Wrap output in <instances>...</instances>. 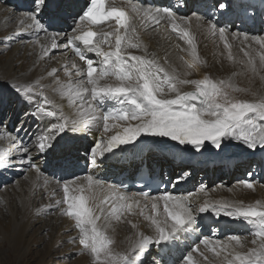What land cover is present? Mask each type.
<instances>
[{"label": "snow or ice", "instance_id": "snow-or-ice-1", "mask_svg": "<svg viewBox=\"0 0 264 264\" xmlns=\"http://www.w3.org/2000/svg\"><path fill=\"white\" fill-rule=\"evenodd\" d=\"M218 7L225 9L227 6L220 3ZM42 8L43 0H34V10L27 17L31 23L26 25L35 34L44 32L50 40L48 44H40L37 35L39 59L44 60L52 50L58 49H70L74 58L62 65L66 80L58 75L61 69L52 67L47 71V77L52 79L49 85H41L44 77L35 84L11 83L12 90L31 106V111L25 115L41 121L47 119L48 123L30 145L18 134L8 132L7 126L0 121V140L10 145L0 148V172L19 163L39 174L41 170L36 160L53 148L57 137L92 127L103 133L88 150L92 164L121 146H134L145 136L168 138L197 152L209 146L222 149L228 140L238 141L248 149H264V96L251 101L236 98L231 93L246 90L231 80H214L207 74L202 79L185 78L198 71L201 64L189 17L177 16L171 7H144L133 0L119 4L117 0H88L74 16L70 33L49 34L40 19ZM136 19L145 29L159 27L164 22L172 33L186 41L191 58L180 57L183 73L175 67H166L167 57L161 63L147 54V48L139 41ZM204 19L195 16L197 27L203 25ZM20 24L24 25V20ZM207 31L223 42L228 60H234L230 39L240 41L239 50L247 58L242 61L246 69L253 74L264 71V38L250 37L242 32L229 33L227 28L212 20L207 21ZM60 40L63 42H58ZM253 42L260 46L255 55L251 49ZM131 50H142V54ZM89 53L99 59L93 60ZM75 58L83 62L82 65ZM188 85L194 90H181ZM57 96L66 103H58L54 98ZM50 183L45 179L43 186L53 198L57 191H49ZM56 184L62 196L47 208L55 207L60 215L74 222L78 236L72 237L71 242H78L80 252L77 255L88 254L91 264H144L151 245H167L181 234L195 231L196 213L209 212L251 225L254 247L247 252L238 251L237 248L244 245L241 236L236 234L223 241L204 237L182 256L181 264H196L193 254L197 252L206 262L209 258L205 253L211 252L217 258L223 254L222 264H264V203L260 201L245 204L243 201L205 200L194 210L191 194H126L121 186L106 183L91 174L70 181H56ZM238 184L254 190L251 181L242 180ZM200 191L206 189L202 187ZM145 209H148L147 215ZM42 211L44 209H37L36 214ZM126 215L143 216L152 234L137 231L129 238L127 248L117 251L109 229L113 228V221L120 222ZM127 222L132 229L138 228L135 222ZM201 246L204 251L200 250Z\"/></svg>", "mask_w": 264, "mask_h": 264}, {"label": "bare ground", "instance_id": "bare-ground-1", "mask_svg": "<svg viewBox=\"0 0 264 264\" xmlns=\"http://www.w3.org/2000/svg\"><path fill=\"white\" fill-rule=\"evenodd\" d=\"M140 1L141 0H137V3L141 4ZM184 1L189 6L190 10L192 11L194 10L193 11L194 16L190 18L191 20L190 30L192 34L194 35V43L197 46V54L199 58L202 57L200 59L201 64L199 66L203 68L204 66L210 68L211 66H213L211 64L213 63L215 57L212 56L209 58L206 55H204L203 52L206 51L207 49L208 40L212 38L214 35L210 34L207 31V23H205L206 22L205 20L206 18H209L210 14H212V13H209L210 10H213V13H215V9H216L215 6L218 0H215V1L214 0H201V1L200 0H184ZM87 2L88 0H58L56 4H58L59 9L60 8L62 9L63 12L61 13L64 14V16L66 15L70 17L72 21L71 24L73 25L74 16L82 10V8L84 7V5H86ZM117 3L118 4L124 3V0H121L120 2H117ZM152 3L155 4V8L163 7L161 5L165 3V0H152ZM227 3L229 4V6L226 7L225 9H228V12L226 11L225 13H223V15H221L222 21H225V23L227 24L229 23V25H234L235 20L239 18L241 22L239 21L238 23L239 24L242 23L243 29H244L242 33H247L250 37L259 36V37L264 38V35H262L264 34V32L260 33V30H262L260 28V21L257 22L258 19H261L260 16L262 14H263L262 16L264 17V0H227ZM148 4H150L149 0H146L145 5H148ZM167 5H169L168 7L174 8V5L172 3H169ZM53 6H51V8ZM125 6L127 7V4H125ZM144 7H147V6H144ZM2 9L3 8L0 7V30L6 25L8 20L12 17L10 15L11 13L7 14V12H3ZM238 10H240L239 13H238ZM252 12L253 14H255L254 12H256L257 14L256 18H254V20H252V22L247 25L248 21L246 19L253 18V16L250 15ZM176 14L177 16L186 17V15H184V13L182 12H176ZM56 15H57L56 13L49 12L48 10L45 13V15L44 13L41 14L40 19L46 25L47 19L53 20V17ZM197 15L205 18L204 23L201 27H197V21L195 20V16ZM228 17L230 18L229 20H227ZM136 21L137 19L134 22ZM29 23H31L30 20H27V22L24 21V25H23L24 27L22 28V31L21 33H18L19 36L22 35V39L26 38L25 31L29 30L28 33L31 35L30 37L31 39L36 40L37 35H38L40 40L43 39L40 42V44L50 43V40L48 39V37L46 36L44 32L35 34L33 30L28 29L26 25ZM139 25H140V22H139ZM59 26H57V28ZM235 26L237 27V24ZM20 27L21 25L19 26L16 25L13 32L11 31L12 35L9 36L11 41L17 42L15 38V34L16 32H20L19 31ZM229 27L230 26H228L227 28ZM136 28H137V34L139 37V41L141 42L143 47L147 48V54L150 57L154 56L161 63H163L164 58L167 57L168 65H166V67L167 66L175 67L178 72L180 73L184 72L185 69H184L183 62L181 61L180 57L183 56L185 59L191 58L189 55L190 46L187 45L186 41H185L186 45L178 44L176 41V38H180L179 35L177 33H172L170 27L164 22H161V25L159 27H156L160 29L161 33H159L160 31L158 29H155V27H148L147 29H145L144 27L140 26ZM235 32H240V31L235 30ZM7 33L8 31H4L2 34L4 35ZM48 33L53 34V33H50L49 30H48ZM159 34H161L162 37H160ZM230 41L232 40L230 39ZM58 42L62 43L63 41L60 40ZM176 43L179 45V47L176 45ZM37 46L38 47L36 50V55L33 58L32 64H28L29 65L28 67H24L22 63L13 59V61L10 62L8 66L6 65L0 66V76L4 78L5 80H8L10 85L11 83H24V82H32L33 84H35L37 80H40L41 77H44V79L41 80L40 83L41 85L46 86L52 83V79L47 77V71H49L52 67H55L57 69H62V65L66 61H70L74 58L73 53L71 52L70 49H58L59 52H61V54L59 55L60 58H58L60 59L58 67H56L51 64L45 63V60L47 57L44 60L39 59L40 45H37ZM259 47L260 46L256 45L254 42L251 44V49L254 50L253 54H255V50H259ZM52 51H55V50H52ZM131 51H133L135 54H138V55L142 54V50H131ZM88 55L93 60L99 59L98 57H95L94 54L89 53ZM75 59L77 60V63L82 65L83 62L79 61L78 58H75ZM204 70L205 68L203 69V71ZM191 75L185 78L193 79ZM207 75H209V72L207 73ZM59 76L62 80L67 79V77L64 76L63 72L60 73ZM209 76L213 78L212 75H209ZM213 79L217 80L215 78ZM3 89L0 90V93L2 92ZM181 90L182 91H192L194 89L192 86L188 85V86H183ZM49 93H50V90H49ZM2 96H4L5 98H3ZM2 96L0 98L5 100L6 96L5 95H2ZM54 98L57 99L58 103H66L65 101L61 100L58 96ZM13 99L17 100L18 98L13 97ZM253 100H255V98ZM107 107H112V106L108 105ZM65 111L68 112L69 109H67L66 107ZM47 123H48V120L45 119V121L40 124V128L42 131H44ZM75 133L79 136H82L81 139H78L76 137L72 139L70 138L66 143L73 142L74 144L73 147H76L77 144H79L77 146V149L80 147L85 148L87 142L89 141L88 138H90V144L91 146H93L95 141L103 134L102 130L98 129L97 127H92L89 130L75 132ZM148 138L150 139L157 138L159 141V144H156V145L149 144L146 147L145 156L141 155V152H137L136 150L131 148L132 145L121 146V149H115L114 153L106 154V157H103V158H97V162L95 164L97 166L103 165V168L99 167L100 169L92 172L91 175H93L96 178H98L97 176H101L100 179L102 181H104L103 180L104 178V179H107V181L105 180L106 183H112V184H116L120 186L121 183L127 182L129 178L137 177V175L141 173L143 168H144V173L147 174V176H149L151 179L158 178L162 180L161 172L162 170H164L165 176L169 180H171V176L176 175V171L174 170H177V173H178V170L180 172L182 171L184 167H189L190 169L193 170V172H188V174H191L192 176L183 177V180L185 179L186 183L180 184L179 185L180 187H177L175 192H170L171 194H174V195L191 194V192L189 191L191 188H193L194 183H195V180L193 178L194 177L193 173L203 170L202 172L204 174L203 175L204 177L201 178L202 181L205 180L204 182L206 183L209 180V182L213 184L214 182H217L216 180H218L220 182L216 183L215 185H217L218 187H221V186L222 187L216 188V190H212V191L210 190V193L205 191L206 193H204V195L202 194V197H200L202 198V200L205 199V200H210V201L212 200L213 201H218V200L243 201L245 204H251L256 201H260L261 203H264V187H262L258 182H254L253 179L249 180L253 183L254 190L245 189L238 184L239 181H242V178L238 177V176H241L242 170L248 169L249 167H247V165L249 166L251 163L256 162V160L261 162L260 164H261L262 170L264 171V163H263L264 149H262L261 156H256V158L252 157V158H249L248 160H242L236 157L240 153L238 154V153L231 152L229 154L227 153L228 151L226 152L224 151L228 149H235V147L239 145L238 141H235V140L225 141V144L227 146L222 147V149H219V150L215 149L212 146H209L207 149L208 153L203 154L205 150H201L197 152L195 150H192L190 146H180L176 144V142H173L168 138H158V137H148ZM140 140L143 141L144 140L143 137L140 138ZM55 144H53V150L57 149L60 146L59 144L55 147ZM157 146H159V148ZM70 147L67 148V151L65 152V154L67 155L71 154ZM0 148H7V147L3 145V143L0 142ZM242 148L246 149L244 146ZM53 150H50L49 152ZM125 150H127V152H124ZM33 153L35 154V152ZM217 169L218 171H216ZM256 172L259 173L258 168L256 169ZM216 173L218 174L216 175ZM255 175L258 176L259 174L255 173ZM255 175H253L252 178H254ZM102 176L104 177L102 178ZM216 176H219V177H216ZM260 176H262L261 172H260ZM192 178H193V182L192 184H189L188 181ZM45 179L48 180L47 176H44L42 172H40L39 174L37 172L34 173L33 178L31 179V183L29 182L28 186H26L28 188L27 193L24 192L27 195L23 194L25 196L23 198H20L19 200L20 207H18V210L20 211V213L16 218H13V215L11 214H10V218H8L7 216L4 215V213H2L4 211L3 210L4 208L2 207L3 205L2 203H5L4 200L6 198L5 197L0 198V212L3 214V216H0V257L4 255L6 256V260L4 264H39L40 263L39 259H42L45 255L47 256V259H50L53 256V251L56 252V250H58V247L61 244H63L66 240H71V238L75 237L76 235L74 232L73 233L70 232L72 231L70 225L74 223L73 221H71L67 217L60 215L58 210L55 207L47 208L48 205H54L55 199L60 198L61 196L60 194L61 191L57 187L56 182H53L51 180V183H50L51 185L50 189L51 190L56 189L57 191V195L56 197H53L54 199L52 202L47 201L46 202L47 204H45V206L40 207L39 204L36 206V199L38 196H36L32 200L33 193L36 191V189H38L39 185L44 184ZM234 179L235 181H237L238 179L237 184H234L233 187L229 188L230 183H232ZM229 189H233V191H229ZM16 191L17 190H15V192ZM121 191L126 194L138 193L133 188H129L128 191L121 189ZM201 193L199 192V194ZM159 194L161 193L159 192ZM101 195H103V193H101ZM190 199H191V196H190ZM37 209H44V211H42L38 215L36 214ZM52 211L54 212L52 213ZM144 211H145V215H147L148 209H145ZM36 217H41L45 219L44 220L45 225L42 227V229L44 228V230L48 232L47 237H48L49 243L48 245H46V250L44 251V253L32 247V246L38 247L41 244L40 239H38L37 237L34 238L33 241H30V239L29 240L27 239L32 223L35 220L39 219V218L36 219ZM142 218L143 216H140V215H132V216L126 215L120 222L113 221V228L109 229V235H111L115 240V244L113 245L115 250L117 251L125 250L128 246L129 238L133 237L137 231H142L145 233L146 222H143ZM207 218H209V220ZM210 218H213V219L218 218L219 223H221V227L222 226L226 227L225 225H228V223H230L231 226L234 225L233 227L239 230L243 227V225H247L242 220H233L230 217H224V216L216 217L214 213H211V212L207 213L205 216L206 224L210 221ZM128 220L135 222L138 225V228L132 229L130 224L127 222ZM36 222L37 221H35V224ZM250 227L252 226L250 225L249 228ZM180 236H184V234H181ZM249 239L252 240L253 238H249ZM242 241H243V245L247 246L248 248H250V245L254 246L250 241H246V240L245 241L242 240ZM161 245H164V244H161ZM161 245L153 244L150 246L149 251H152L155 248L157 250L156 254L160 255L161 253H163V252L158 251V247ZM243 247L237 248V249H239L240 251H243ZM206 255L209 258L208 264H211V262L213 261L215 262V264H222L223 258L214 257L211 252H206ZM82 258L78 264H89V262H91V259L89 256L83 259ZM38 261L39 263H37ZM155 262L160 263L161 262L160 258L156 257ZM46 263H47V260L45 264Z\"/></svg>", "mask_w": 264, "mask_h": 264}, {"label": "rangeland", "instance_id": "rangeland-1", "mask_svg": "<svg viewBox=\"0 0 264 264\" xmlns=\"http://www.w3.org/2000/svg\"><path fill=\"white\" fill-rule=\"evenodd\" d=\"M120 1L121 0H117V2H120ZM57 2L58 0H43V8H42L41 14L44 13L45 15V13L48 10L49 12H53L57 14L56 16L53 17V20L45 18L47 19V23L45 26L49 30L50 33H70L71 32L70 29L72 28V24H71L72 21L69 16H66V15L64 16V14L61 13L63 11L61 8L59 9L58 4H56ZM133 2H137V0H133ZM140 3L143 6L155 8V4L152 3V0L151 2L149 1L150 4L148 5H145L144 0L140 1ZM220 3H224L227 7L229 6V4L227 3V0H218L215 6L216 7L215 13H213L215 14V16L210 14L209 18H206L205 23H207L208 20H212V17H213L212 21H215L218 24V20L222 19L221 18V15H223L222 13H225L226 11L228 12V9L225 11L218 7ZM51 6L53 7L51 8ZM161 6L168 7L169 5L162 4ZM0 7L3 8L2 9L3 12H7V14L11 13L10 15L12 16L8 20L6 25L0 30V66H3V65L8 66V64L12 62L13 59H15L16 61L22 63L24 67H28L29 66L28 64H32L33 62V58L36 55V50L38 47L37 45L39 44H36L35 40L30 38L31 35L28 33L29 30L25 31V35H26L25 39H22V35L19 36L18 33H21L22 28L24 27L23 25L20 24V21L24 20L27 22L28 14L34 10V0H0ZM193 11L190 10L188 7L184 15H186V17L192 18V16H194ZM239 12L240 10H238V13ZM254 13L255 14H253L252 12L250 15L253 16V18H256L257 14L256 12ZM262 15L260 16L261 19H259L260 28L262 29L260 30V33L264 32V17ZM138 21L139 20L137 19V21L134 22L136 27H140ZM16 25L18 26L21 25L20 27L21 30L19 29L20 32H16L15 34V38L17 42L11 41L9 37L10 35H12V32ZM218 25L220 27L227 28L229 26V23L226 26L224 25V22L223 23L221 22ZM235 25L236 23L234 25H231L229 28H227V29H230L228 30L230 33L235 32V30H237V28H235L236 27ZM57 26L59 27L57 28ZM155 29H158L160 31L159 28L155 27ZM4 31H8V33L3 35L2 33ZM159 33H161V31ZM159 35L160 37H162L161 34ZM42 40L43 39H41L40 42ZM176 41L180 45H186L185 40L176 38ZM230 42L233 45L232 53L234 56V60L232 61L227 59V50L224 49L223 42L219 40V37L214 35L212 38H210L207 42V45H208L207 49L203 53L209 58L212 56L215 57L213 63L211 64L213 66H211L210 68L204 66L205 72L203 71L204 68L199 66L198 71L192 72V75H191L192 78L202 79L203 76L209 72V75H212V77L217 80H221V79H224L226 81L231 80L233 84H235L241 89L246 90V91H242L238 93H231L236 98L243 99V100L248 99L249 101H251L254 98L257 99L260 96H264V71H260L257 74H253L252 72L248 71L246 69L245 64L242 63V61H245L247 58L244 57L243 53L240 52L239 50L241 46L240 41L232 40ZM177 43L176 45L179 47ZM60 54L61 52H59V50L52 51V54L46 58L45 63L58 67L59 60H60L58 58H60L59 56ZM257 65L259 66L258 57H257ZM62 72L63 70L61 69V71H59V74ZM1 89L3 90L0 93V97L2 95H5L6 96L5 100L7 101L0 98V101H1L0 102V121H2L7 126L8 132H10L12 135L18 134L19 137H21L24 142L31 145L32 141L36 139V137L39 136L43 132L40 128V124L44 122L45 120L41 121L39 119L33 118L32 116H26L25 113L31 111L30 105L12 90L8 80H5L4 78L0 76V90ZM2 97L5 98L4 96ZM13 97H17L18 99L15 100L13 99ZM74 137L81 139L82 136H79L76 133L67 132L66 134H63V138L57 137L56 140L54 141V144L56 142L55 147L59 144L60 146L54 150L52 148L51 150L53 151L48 152L45 155L39 156V158L36 160V163L39 165L41 172L43 173L44 176H47L48 180L50 181L52 180L53 182L70 181L74 177L82 178L85 175L92 174V172L99 170L100 168H103V165L97 166L96 164L91 163L90 156L87 153L88 150L91 148L90 138H88L89 141L87 142L85 148L80 147L77 149V146L79 144H77L76 147H73L74 146L73 142L66 143L70 138L72 139ZM143 139L147 140L146 142L147 145L145 147H147L149 144L151 145L159 144V141L157 138L150 139L147 136H145L143 137ZM0 142L3 143V145H5L7 148L8 146L10 147L8 141L0 140ZM238 144L240 146L237 145L235 149H228L224 151L225 152L228 151L227 153L229 154L231 152L238 153V154L240 153L236 157L242 160H248L249 158H252V157L256 158V156H261L262 154V148L257 147L256 149H248L242 143L238 142ZM241 146L242 147L244 146L247 150L243 149ZM68 147L71 148V154L69 155L65 154ZM157 147L159 148V146ZM205 153H208V150H205L203 154ZM33 155L35 156L36 153L35 154L33 153ZM142 155L143 156L146 155L145 151L143 152ZM260 163H261L260 161L256 160V162L251 163L249 166L247 165V167L249 168L246 170L243 169L241 172L242 173L241 176H238V177L242 178V180H248V181L250 179H253L254 182H258L262 187H264V171L262 170ZM257 168L259 169V173L256 172ZM174 171H176V175H172L170 181H166L165 179V182H168L170 184L169 185L170 187L167 189L168 190L167 193L175 192L176 188L180 187L179 186L180 184L186 183L185 179L183 180L180 178L190 177L192 175L191 174L188 175V172H193V170L190 169L189 167H184L182 171L180 172L178 170V173H177V170H174ZM202 171L200 170L199 172L193 173L194 175L193 178L195 180V183H194L193 188H191L189 191L191 192L190 202H192L191 204L194 210L198 206H200L201 203L205 201V199L202 200V198H200L202 197V194L204 195V193L206 192L210 193V190L212 191V190H216V188L222 187V186L218 187L217 185H215L216 183L220 182L218 180H216L217 182H214L213 184H211L209 180L206 182L207 184L204 182L205 180L202 181L201 178L204 177L203 176L204 174ZM216 171H218V169ZM35 172L36 171L34 169L29 170L26 166H21L19 163H17L15 167H12L11 169L7 171L0 172V198L2 197L6 198L4 200L5 203H2L3 204L2 207L4 208L3 210L5 212L3 211L2 213H4V215L7 216L8 218H10V214L13 215V218H16L19 215L20 213V211L18 210V207H20L19 200L20 198H23L25 195H27L25 194L27 193V190H28L26 186H28L29 182L31 183V179L33 178V175ZM260 172L262 173V176H260ZM161 173L163 175L162 178H164L165 171L162 170ZM255 173L259 175L257 176L255 175ZM217 174L218 173H216V175ZM253 175H255L254 178H252ZM97 177L100 179L101 176H97ZM103 177L104 176H102V178ZM216 177H219V176H216ZM193 178L188 181L189 184H192ZM103 180L107 181V179H104V178ZM237 181H235L234 179L233 182L230 183L229 188L233 187L234 184H237ZM43 185L44 184L39 185L38 189H36V191L33 193V196H32V200L36 196H38L36 199V206L39 204L40 207L45 206V204H47L46 203L47 201L52 202L54 199L48 196V193L45 191V188ZM203 186L204 188H206V192L204 191L201 193L200 189ZM50 188H51V185L49 184L48 186L49 191L51 190ZM15 190L17 191L15 192ZM199 192L201 194H199ZM60 194L62 196V192H60ZM158 195H159L158 193H152V196H158ZM53 212L54 211H52V213ZM2 213L0 212V216H3ZM206 214L207 213H203V214L196 213L197 215V225L195 226L196 230L186 235L184 234V236H179V239L173 241L170 244H167V245L164 244V245L159 246L158 251L163 252L160 255L156 254L157 250L153 247L154 250L149 251L147 256L144 258V264H181L182 256L186 254L188 251H190V249L194 247V245L198 243L199 240L204 237H209L213 240L219 239L223 241V240H226L229 235L236 234V235L241 236L242 240L244 241L246 240L250 242L252 240L249 238H254L251 235L252 227L249 228L250 225L248 224L243 225V227L238 230L233 227L234 225L231 226L230 223H228V225H225L226 227L222 226L224 229L223 230L221 227V223H219L218 218L216 219L210 218V221L206 224L205 222ZM36 219L38 220H35L37 221L36 224H35V221L33 222L34 224L32 223L31 228L29 230L30 235L28 234L27 239L28 240L30 239V241H33L34 238L36 237L40 239L41 244L38 247H35V246H32V247L44 253V251L46 250V245H48L49 243V240L47 237L48 232L45 231L44 228L42 229V227L45 225L44 223L45 219L41 217H36ZM207 219L209 220V218ZM142 221L146 222L145 233L148 235H151L152 228L149 222L146 221L144 217L142 218ZM70 226L72 229V231L70 232L72 233L74 232L76 234V235L74 234L75 237H77L78 230L74 228V223H72V225ZM226 229L230 230L231 232ZM202 247L200 250L204 251L203 250L204 248ZM252 247L254 246L250 245V248ZM250 248H248L247 246H244L243 251H240L239 249L237 250L240 252H247L248 249ZM78 252H80V245L78 244V242L73 243L71 242V240H66L63 244H61L58 247V250H56V252L53 251V256L50 259H47V256L45 255L42 259H39L40 263L39 261L37 263L45 264L47 260L46 264H78L82 257L86 258L89 256L88 254L77 255ZM156 257L160 258L161 260L160 263L155 262ZM221 258H223V254L221 255ZM193 259L194 261H196V264H208V261L207 262L204 261L203 257L200 256L198 252L193 254ZM5 260H6L5 255L0 257V264H4ZM89 264H91V262H89Z\"/></svg>", "mask_w": 264, "mask_h": 264}, {"label": "clouds", "instance_id": "clouds-1", "mask_svg": "<svg viewBox=\"0 0 264 264\" xmlns=\"http://www.w3.org/2000/svg\"><path fill=\"white\" fill-rule=\"evenodd\" d=\"M143 141H144V140H143ZM141 142H142V141H141ZM145 150H146V148H145ZM145 150H144V151H145Z\"/></svg>", "mask_w": 264, "mask_h": 264}]
</instances>
